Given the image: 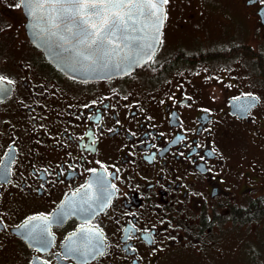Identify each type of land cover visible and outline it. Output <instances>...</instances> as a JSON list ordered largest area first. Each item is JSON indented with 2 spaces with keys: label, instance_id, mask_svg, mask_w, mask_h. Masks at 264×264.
<instances>
[{
  "label": "flooded vegetation",
  "instance_id": "1",
  "mask_svg": "<svg viewBox=\"0 0 264 264\" xmlns=\"http://www.w3.org/2000/svg\"><path fill=\"white\" fill-rule=\"evenodd\" d=\"M165 17L143 66L82 81L0 0V264H231L227 232L262 237L264 0Z\"/></svg>",
  "mask_w": 264,
  "mask_h": 264
},
{
  "label": "snow or ice",
  "instance_id": "2",
  "mask_svg": "<svg viewBox=\"0 0 264 264\" xmlns=\"http://www.w3.org/2000/svg\"><path fill=\"white\" fill-rule=\"evenodd\" d=\"M169 0H27L29 5L51 8L53 27L71 34L75 43L66 58L71 63L88 62L93 67L107 68L120 49V43L129 40V33L140 31L142 18L155 19L162 26L164 5ZM159 31V28H157ZM125 47L128 45L125 44ZM125 60L127 57L124 58ZM121 64L113 65L116 68ZM35 220L37 217H32Z\"/></svg>",
  "mask_w": 264,
  "mask_h": 264
},
{
  "label": "water",
  "instance_id": "3",
  "mask_svg": "<svg viewBox=\"0 0 264 264\" xmlns=\"http://www.w3.org/2000/svg\"><path fill=\"white\" fill-rule=\"evenodd\" d=\"M21 5L26 16L25 30L30 42L39 48L46 59L54 67L62 71L65 75L82 81L108 79L116 76H123L143 66L148 62L157 50L162 29L155 19L142 18L139 24L140 31L130 32L129 40L120 43L118 53L114 55L107 68L93 67L88 62L81 64L71 63L66 58L72 51L75 43L70 33L60 28L52 26L50 22L51 8L45 6L40 8L39 4L29 5L27 0H21ZM164 14H165V5ZM159 28V31H157ZM128 46L125 47L124 45ZM127 57L125 60L124 58ZM116 68L113 65L121 64ZM255 98H241L232 102L233 112H240L255 103ZM238 106V108L235 107ZM241 115V113H239Z\"/></svg>",
  "mask_w": 264,
  "mask_h": 264
},
{
  "label": "rangeland",
  "instance_id": "4",
  "mask_svg": "<svg viewBox=\"0 0 264 264\" xmlns=\"http://www.w3.org/2000/svg\"><path fill=\"white\" fill-rule=\"evenodd\" d=\"M261 223H259L263 228L261 230H255V233L261 234V232H264V218H262ZM251 232H227L228 235H230V240L227 242V247L230 251V259L231 264H246L247 258L250 256L251 251L259 252L262 245L259 244V238L258 243L257 239L254 238L252 235L254 234V226L251 227ZM260 247V249H256ZM244 247V250L242 249Z\"/></svg>",
  "mask_w": 264,
  "mask_h": 264
},
{
  "label": "trees",
  "instance_id": "5",
  "mask_svg": "<svg viewBox=\"0 0 264 264\" xmlns=\"http://www.w3.org/2000/svg\"><path fill=\"white\" fill-rule=\"evenodd\" d=\"M259 204H254L251 208L248 209L247 212H249L251 215H253V217H255L256 219H262L264 218V201L258 202ZM259 238V244L262 245V248L264 249V232L262 234V237H257ZM257 243H258V239H257ZM260 250V251H261ZM259 252H254L252 251L250 256L252 258L253 264H261L259 260H257V256L259 255Z\"/></svg>",
  "mask_w": 264,
  "mask_h": 264
}]
</instances>
